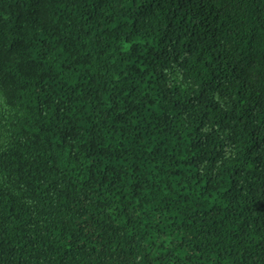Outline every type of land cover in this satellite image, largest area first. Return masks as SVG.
<instances>
[{
    "label": "trees",
    "instance_id": "1",
    "mask_svg": "<svg viewBox=\"0 0 264 264\" xmlns=\"http://www.w3.org/2000/svg\"><path fill=\"white\" fill-rule=\"evenodd\" d=\"M0 264H264V0H0Z\"/></svg>",
    "mask_w": 264,
    "mask_h": 264
}]
</instances>
